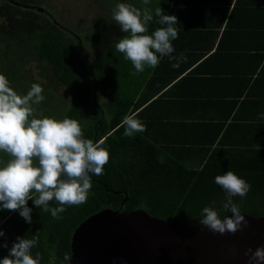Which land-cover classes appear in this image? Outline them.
I'll return each instance as SVG.
<instances>
[{
	"label": "trees",
	"instance_id": "1",
	"mask_svg": "<svg viewBox=\"0 0 264 264\" xmlns=\"http://www.w3.org/2000/svg\"><path fill=\"white\" fill-rule=\"evenodd\" d=\"M37 4L36 0H0V73L6 75L17 93L26 94L31 84L27 63L36 61L45 65L53 73L54 80L69 92L72 107L66 112L68 118L77 121L92 119L88 125L80 124L84 136L94 142L103 140L110 159L104 166L103 175L92 176L87 202L67 207L60 213L61 219L37 208L32 200L28 201L32 209L31 223L26 222L18 211L0 212V228L5 233L0 237V245L7 244V247H0V259L8 255L20 236L38 238V245L32 252L41 253V264H48L50 259L59 264L64 253L71 252L70 243L76 227L104 208L122 212L142 209L167 222L186 224L197 223L202 209L214 203L222 218L230 212L222 210L226 194L214 178L228 170L251 185L246 197H233L241 213L264 216V137H260L263 136L264 117L243 115L242 108L247 104H231L224 120L209 124L203 139L199 137L196 146L188 149H174L161 140V143H154L142 136L144 132L127 137L122 132L121 123L128 108L123 109L122 104H110L112 115L110 123H106L104 106L97 99L102 86L100 81L97 82V61L110 58L113 44L126 33L116 22L98 17L94 22L92 40L95 61L91 62L83 49L82 38L70 26L57 20L52 12ZM230 4L234 7L232 10L228 9ZM159 7L166 14L176 15L178 22L181 21L178 16L181 10H192L193 19L199 14L195 8L202 10L204 7L210 16L221 15L217 21L212 17L205 20L213 23L207 24L213 35L220 32L224 17L229 15L221 38L228 34L237 36L239 44L235 45L232 56L234 58L237 54L240 57L239 68H250L254 59L264 65V0H162ZM157 20L153 12L149 33L160 27ZM196 48L201 55V46ZM221 49L219 61L222 60ZM216 50L210 55L213 62ZM250 59L253 60L248 61ZM85 66L89 74L83 76L93 79V83L80 77ZM249 70L252 81L254 70ZM212 77H218L214 69ZM237 109L241 114L235 115ZM110 124L116 130L105 136ZM246 128L254 131H246ZM57 206L54 201L50 204V207Z\"/></svg>",
	"mask_w": 264,
	"mask_h": 264
},
{
	"label": "clouds",
	"instance_id": "2",
	"mask_svg": "<svg viewBox=\"0 0 264 264\" xmlns=\"http://www.w3.org/2000/svg\"><path fill=\"white\" fill-rule=\"evenodd\" d=\"M149 2L142 0L145 6ZM154 14L160 27L149 33L148 25L153 21V10L149 7L141 9L129 3H117L112 9V19L126 33L115 44V50L132 63L135 71L131 75L140 74L145 68L155 69L166 56L176 61L173 68L187 60L184 53L173 55L172 42L179 37L176 15L166 14L159 6ZM44 100L39 83H32L26 94H19L6 75L0 73V152L9 157L7 161L0 160V210L18 211L28 223L32 220L29 200L55 219H61L60 213L67 207L86 203L92 176L103 175L110 159L105 142L85 138L77 120L57 119L43 113L37 116L35 106ZM137 117L135 112L124 116L121 126L125 136L146 131ZM214 179L226 194L222 210L232 215L221 218L213 203L202 209L197 223L214 233L234 234L242 226L246 227L247 221L233 197H246L251 185L232 170ZM53 201L57 207H50ZM4 235L0 228V237ZM37 245L38 238L18 236L0 264H41V253L32 252ZM0 247H7V244ZM245 255L250 264H264V246L254 251L248 248ZM71 259L72 253L65 252L59 264H71ZM48 264H56V261L50 259Z\"/></svg>",
	"mask_w": 264,
	"mask_h": 264
},
{
	"label": "crops",
	"instance_id": "3",
	"mask_svg": "<svg viewBox=\"0 0 264 264\" xmlns=\"http://www.w3.org/2000/svg\"><path fill=\"white\" fill-rule=\"evenodd\" d=\"M233 8L232 4L228 6L230 10ZM195 10L199 13L196 19H193L192 10L178 12L181 21L176 24L179 37L172 42L175 49L173 55L184 53L187 56L186 62H181L178 68L172 67L176 61L169 60L167 56L161 59L155 69L145 68L144 72L137 75L130 74L135 71L131 64L123 69L125 76L122 83L117 84L115 77L120 74L109 70L107 63L109 58L97 61V77L102 85L97 99L104 106V114L110 104H122L123 109L128 108L127 114L137 113V118L147 126L142 136L151 141L154 139L156 142L164 141V144L174 149L196 146V140L199 137L203 139L204 134L206 135L204 131L209 124L224 120L223 117L227 115L231 104H247L244 109L242 108L243 115L264 117V65L256 63L254 59V64L249 65L254 70L253 80L250 81V68L247 66L239 68L242 62L239 60L240 57L237 54L234 58L232 56L236 51L235 45L239 44L237 36L228 34L221 38L223 26L229 15L224 17L220 32L213 35L207 25L213 23L211 20L208 22L205 20L212 17L217 21L221 15L210 16L208 14L210 12L207 13L204 7L202 10L196 8ZM199 46L203 49L201 55H198L199 50L196 48ZM221 47L222 60L219 61ZM215 48L216 59L213 62L210 55ZM113 49L114 46L111 52ZM243 53L241 51V54ZM213 69L218 73L216 79L211 78ZM221 69L225 70L220 71ZM109 74L113 78L107 79ZM246 75L249 76L247 79ZM106 98L109 99L108 102L105 101ZM238 113L241 114L239 109L235 115ZM246 129L254 131L253 128ZM262 132L263 136L260 137H264L263 127Z\"/></svg>",
	"mask_w": 264,
	"mask_h": 264
},
{
	"label": "water",
	"instance_id": "4",
	"mask_svg": "<svg viewBox=\"0 0 264 264\" xmlns=\"http://www.w3.org/2000/svg\"><path fill=\"white\" fill-rule=\"evenodd\" d=\"M242 215L246 227L220 234L194 222H167L142 209L104 208L74 230L71 264H250L246 250L264 246V216Z\"/></svg>",
	"mask_w": 264,
	"mask_h": 264
},
{
	"label": "rangeland",
	"instance_id": "5",
	"mask_svg": "<svg viewBox=\"0 0 264 264\" xmlns=\"http://www.w3.org/2000/svg\"><path fill=\"white\" fill-rule=\"evenodd\" d=\"M37 5L43 8L48 9L57 20L63 22L64 24L70 26L77 35H79L83 40V49L91 62H94V50L92 48V40L94 35V22L98 17L104 18L106 21H114L112 19V9L116 6L117 3H129L133 6L143 9V7H149L150 9L155 10L157 6L161 3L162 0H150L148 5H143L142 0H36ZM119 42L116 41L113 46L114 49L110 53V58L107 61L109 65V70H114L116 73L120 74L115 77V83L121 84L122 79L125 76L123 69L129 67L132 63L126 61L123 55L115 50V44ZM86 66L82 69L81 79L85 82H92L93 79L83 76L87 74L88 71H85ZM26 70H30V83H39L43 88V95L45 100L35 106L37 109V116L41 113L45 116H54L57 119H63L68 117L66 112L72 107V103L69 99V92L64 85L59 84L53 78V73L45 66L40 65L36 61H30L27 63ZM42 74L39 77V74ZM109 73V71H107ZM123 73V75H122ZM89 74V73H88ZM113 78L112 76L107 75V79ZM103 79V78H101ZM99 83V79L97 81ZM30 84V86H31ZM108 85V83H104ZM30 86L26 89H30ZM109 101L108 98L105 100ZM101 104V103H100ZM108 111H105L104 118L106 123H110L111 112L109 107ZM92 119L83 118L82 121H79V124L88 125ZM116 130V127H108V133L105 136L111 135ZM124 128H122V132ZM154 143L156 140L154 139ZM9 157L0 152V160L7 161ZM8 210H0V212L5 213ZM226 215V214H225Z\"/></svg>",
	"mask_w": 264,
	"mask_h": 264
}]
</instances>
